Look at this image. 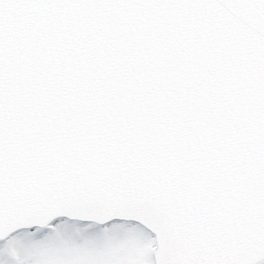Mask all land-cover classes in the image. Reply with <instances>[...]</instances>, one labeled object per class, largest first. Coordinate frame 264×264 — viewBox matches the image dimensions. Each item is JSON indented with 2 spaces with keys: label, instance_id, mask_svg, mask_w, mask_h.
Returning a JSON list of instances; mask_svg holds the SVG:
<instances>
[{
  "label": "snow or ice",
  "instance_id": "1",
  "mask_svg": "<svg viewBox=\"0 0 264 264\" xmlns=\"http://www.w3.org/2000/svg\"><path fill=\"white\" fill-rule=\"evenodd\" d=\"M0 264H264V0H0Z\"/></svg>",
  "mask_w": 264,
  "mask_h": 264
}]
</instances>
